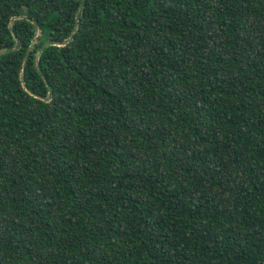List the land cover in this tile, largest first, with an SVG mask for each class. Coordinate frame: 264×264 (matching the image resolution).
<instances>
[{
	"label": "trees",
	"instance_id": "obj_1",
	"mask_svg": "<svg viewBox=\"0 0 264 264\" xmlns=\"http://www.w3.org/2000/svg\"><path fill=\"white\" fill-rule=\"evenodd\" d=\"M0 264H264V0H0Z\"/></svg>",
	"mask_w": 264,
	"mask_h": 264
},
{
	"label": "water",
	"instance_id": "obj_2",
	"mask_svg": "<svg viewBox=\"0 0 264 264\" xmlns=\"http://www.w3.org/2000/svg\"><path fill=\"white\" fill-rule=\"evenodd\" d=\"M82 2H83V0H82ZM80 17H81V8L78 10V12L76 14V21L77 22L80 19ZM68 41H69V39H66L63 44H66ZM19 48H20V42L18 40H16V44L14 46V50H18ZM50 99H51V93H49L48 97L45 98L44 100L45 101H50Z\"/></svg>",
	"mask_w": 264,
	"mask_h": 264
}]
</instances>
